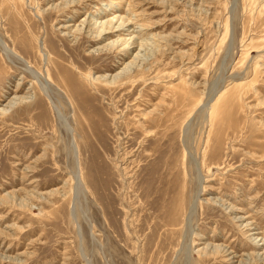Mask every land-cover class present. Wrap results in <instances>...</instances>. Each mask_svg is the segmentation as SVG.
I'll list each match as a JSON object with an SVG mask.
<instances>
[{
    "label": "rangeland",
    "instance_id": "obj_1",
    "mask_svg": "<svg viewBox=\"0 0 264 264\" xmlns=\"http://www.w3.org/2000/svg\"><path fill=\"white\" fill-rule=\"evenodd\" d=\"M22 1L27 17L17 11L20 24L12 26L18 46L7 42L15 36L0 28L9 53L25 57L10 60L1 52L0 264H264V0H256L253 11L243 9V0H71L83 5L62 18L66 22L60 18L50 25L57 53H48L37 12L68 0L35 7ZM116 15L133 21L126 30L140 34L104 36L100 23ZM227 15L230 27L223 37ZM34 17L35 32L26 34ZM66 24L73 25L70 34L60 28ZM128 39L136 48L113 58ZM62 40L73 48L72 57H61ZM28 43L41 48L44 62L29 58ZM20 63L32 72L50 67L54 81L43 95L62 98L65 106L55 105L60 120L37 88L30 92L34 80H23L22 70H14ZM123 74L135 84L127 79L109 92L108 83ZM91 75L95 87L88 84ZM21 83L23 90L15 95ZM15 97L30 99L8 108ZM35 99L38 104H29ZM95 108L108 117L112 150L104 153L106 142L101 147L94 136L91 144L79 136V148L89 144L116 170H126L120 187L109 194L93 176L104 168L88 164L94 153L79 156L75 141V162L83 175L80 187L74 186L72 152L65 146V127L77 124L72 116L96 119ZM138 130L142 133L130 146ZM169 132H174L170 140ZM163 139L171 152L146 167L145 156ZM118 152L128 166L121 165ZM167 164L179 171L173 190L166 193L160 184L149 190ZM110 197L118 198L113 220ZM207 252L209 262L202 258Z\"/></svg>",
    "mask_w": 264,
    "mask_h": 264
},
{
    "label": "bare ground",
    "instance_id": "obj_2",
    "mask_svg": "<svg viewBox=\"0 0 264 264\" xmlns=\"http://www.w3.org/2000/svg\"><path fill=\"white\" fill-rule=\"evenodd\" d=\"M28 1H30L31 5L35 7V6H39L40 3H42V2H44L46 0H28ZM67 2L68 3H65V2L62 3L64 5L63 7L61 6L62 5L61 4L59 7L56 6V8L54 10L51 8V11H47L46 13H38L37 12V14H38L37 15L38 16L37 18H40V21H42L41 23L44 26V33L46 34V37H47L45 39V44H49V47H50V50L48 51V53L49 52L50 53L51 52L52 53H57L58 52V48H56L53 45V40H56L55 39L56 36L54 34L50 33V31H49V29L51 28L50 25H52L54 22L56 23L57 20L60 19V18H61V21L62 22H66L65 19H62V18H70V17H67V16L69 14H73L72 9L74 7L80 6V4L83 5V3H80V2L75 3V4H72L73 1H71V0L70 1L68 0ZM251 5H253L254 8H255L256 0H243V9L244 10H245V8L247 6H249V9H251L252 8ZM24 6L25 5H23V1L22 0H0V21H1V23H3V26L1 25L0 28L4 29V31L6 32V34L10 32L11 34H13L15 36L13 38V40H11L9 38L7 39V42L9 41V43H11L13 46H18L19 41L17 40V37L19 38V36H18V33L16 32V29L12 30V26L14 27V24L15 25L16 24H20L19 17H20L21 14L18 15L17 14V11L22 12V10L24 9ZM254 8H252V11H253ZM247 12H249V10ZM24 15L26 16V14H24V13H23V15H21V17L23 19L25 18ZM259 15H261V12L259 13ZM117 17H118V15L114 16V18H112V19H108V21L106 20V22L100 23V25H99L98 28L103 29L101 31V33L104 32V36L105 35H108V36H113V37L114 36L120 37V35L124 34L125 32H129L128 34L131 35V38H133V37H136V36H133V33L134 32H137V33L139 32L138 35L140 34V31H138V30H136V31L135 30H132V31L126 30V27L127 26H131V24H133L132 23L133 21H131L130 19H123V17H119V19L116 20ZM72 19H74V17H72ZM28 22L30 23L29 25H27L28 28H29V32L26 29V34L27 33L33 34L35 32V30L33 29V26L37 23V21H35V17H34V20H32V19L30 20L29 19ZM109 23H110V25L107 26V24H109ZM85 24H86V22H85ZM94 24L96 25L97 22H95ZM71 26H73V25L66 24V26H63L62 25L60 28H62L63 30L64 29L68 30L69 31V34H70L71 33V31H70L71 30ZM83 26H84V24H83ZM105 26H107V27H105ZM229 27H230V19H229V16H228L226 18L225 24H224V28L225 29L223 31L224 32L223 33V37L229 31ZM245 31L246 30H242V42H244V39L246 37L245 36V34H246ZM97 33H98V31H97ZM64 36H68V35H63L62 37H64ZM20 38L22 40H25V35L20 36ZM84 39H85V37L83 35L81 37V39H80V41H81L80 44L83 43ZM98 40H100V39H97V41ZM61 42H62L63 48L65 49V52H66V53H60L61 54V57L63 59L72 57L73 48L70 47L69 45H66L65 40H62ZM0 43H1V46H0V68H4L5 67V65L3 63L5 57H3V55H2L1 52L5 53V56L8 59H10V60H11V58H14L16 60L19 59L20 57L25 58L22 55L18 54L16 51H12V52H15L14 53L15 56L12 55V52L10 54L9 53L10 52L9 47L7 48L6 45L4 44V42H2V40L0 41ZM115 43H117V41H115ZM134 44L137 45V42H133L130 45L129 39L128 40H122L120 46H123V49L121 51H117V52L115 51L114 52V55H113V58L116 57V56H119L118 54H122L121 52H124V51L126 53L124 55L127 56L130 53L129 52L130 50L132 51V50H134V48H136V45H134ZM109 45H111V44H109ZM145 45H146V43H145ZM141 46H143V43H141ZM27 49H28V56H29V58L31 57L35 61V64H37L39 62L42 63V62L45 61L44 56H43V53H42L40 47H39V50L36 51L35 50V47L31 43H28L27 44ZM135 58H136L135 61L139 60V58H140L139 57V53H137L135 55ZM16 60H14L13 63L14 62L16 63ZM23 61L27 62L28 65L31 66V62L29 61V59L23 60ZM48 61L49 60L47 59V65H48ZM11 63H12V61H11ZM17 63H18V61H17ZM20 65L22 66V68H21V66L20 67L19 66L17 67V66L14 65L15 66L14 70H16V71H21L22 70V72L24 74L23 80H26L29 77H31L32 80H34V82H32V86L30 88V92H32L33 90H35L37 88L39 90V92L42 94L43 98L46 99L49 104H51V106H52L51 109L53 110V112L55 114V120L56 121L60 120V111H59V108L57 106H55V105L57 104L59 106V103L61 102L62 105L65 106L64 105V102L62 101V98L61 99L59 98V100H58V99L52 97V95L50 94V92H49V95L48 94L47 95H43V91L46 92L47 89H48V81L51 82V83H52V81H54V79L52 77V74L50 72V67L47 66L45 70L39 69V70H36L37 72H34V71L32 72L31 67L26 66V65H23V63H20ZM140 75H142V74H140ZM117 76H119V75H117ZM127 79H129V78H127V75L126 74H123L121 78H115L114 77L112 79L113 82H109L108 83V85H109L108 86V91L114 93V91L120 89L121 87H123L125 85V83H123V82L125 80L128 81ZM87 81H88V84H90L91 86L95 87V81H96V79L92 75L90 76V78H88ZM128 82H131L132 84L133 83L135 84L134 78H132V79L130 78ZM240 85H242V84L241 83H238V86L239 87H240ZM23 87H24V84L23 83H21L20 85H18L17 88H16V90H15L16 92H14L15 95H17L19 92H22ZM30 92H29V94H30ZM34 94H36V93L34 92ZM74 96L81 97L83 95L81 93L75 92ZM183 96L180 97V99H181L180 102L183 101ZM65 98L66 99H69L67 95H65ZM27 99H30V98H26V99L23 98L22 99V98H16L15 97V98H13V100H11L8 103L7 107L8 108L16 109L18 106H20L21 104H23V102L25 100H27ZM30 103H31V105H35L36 103L38 104V102H37L36 99L34 101H30L29 104ZM95 109H96L97 112H99V110H97V108H95ZM46 118H47L46 114L45 113H41V116L39 117V119L42 122H45ZM72 119H73V121L75 119L76 122H77V124L73 128H70L69 126H66L65 127V130H66L67 135H68L67 136V140L65 141V143H66L65 146H67V147H69V149H71L72 159H73V163H72V175H73L72 176V182H73L74 186L76 184V186H79L80 187V185H81L80 184V177L82 178V175H83V174L80 173V167L78 168L76 166V162H75V160H76L75 159L76 152H75V149H74V144L76 143L77 150L80 153L79 156L80 155H83L84 153H94L95 154V156H90V161L88 162V164L92 165L94 168H104V171H99L98 170L97 171V174H94L93 176L95 178H97V180L100 181V183H99V189L100 188L105 189L106 190V193L109 194L110 193V190H112L115 187V185H117V186L120 187L121 184H119V182H123L122 180H124V177H126V170L125 169H121V170H123V172H121L120 169L119 170H116L113 167V165H110L108 161H105L104 155L100 154L99 151H96L95 152L94 149L92 147H90L91 145H89V144L92 143L91 137L94 136L97 140L100 141V146L101 147H103V143L106 142V146L103 147L104 153L105 152L106 153L107 152H109V153L111 152L112 147H111V145L109 143L110 130H109V127L107 126V123L109 121L108 120V117H107V115H105V112H104V113H100L99 114V117L96 118V119L89 118V119L84 120L81 117H79L78 115L76 116L75 114H74V116H72ZM91 127L94 128V131H92V132L90 131ZM182 127H183V123L181 125V128ZM99 128H102V129L100 130ZM72 129H73V133H74L73 135H72ZM117 129H119V128H117ZM141 133H142L141 130L135 131L132 134L133 137L128 141L127 144H129L130 146H133V144L135 143V140L138 139V137L140 136ZM168 135H169L168 136V139L170 140L171 138L174 137L173 136L174 135V132H169ZM79 136L85 138L88 141H90V143L87 144V145L81 146V148H79V142H80ZM168 139L156 140L155 141L156 142V145H155L156 147L155 148H152V150H151L152 153L151 154H149L148 156H145L146 160H148V164L146 165V167H148L149 165H152L154 162L156 163L157 159L159 157H161L164 153L171 152L170 150H172V148L167 147L165 145V142H167ZM165 140H167V141H165ZM74 141H75V143H74ZM150 141H152V139H150ZM183 146H184V150H183V152H184L183 160L185 161L186 158H187L186 152H185V150H186L185 149V144H183ZM173 155H174L175 158L172 157V156L171 157L174 158L176 162H178L179 155L177 153L176 154L174 153ZM117 157L121 159V165L122 164H126L128 166V158L127 157L122 158L119 155V152H118V156ZM140 157H142V155H140ZM115 159H117V158H115ZM172 163H169V164H172ZM172 166L173 165H171V167H170L167 164L164 171L158 172L159 173V177L157 176V178L155 179V181H157L159 178L161 179V181L160 182L157 181L158 183H155V185L154 184H150L149 190L153 191L155 189V186L157 184L162 185V187L165 188L163 191H165L166 193H168L169 192L168 190H170V189L173 190L172 181H175V182H176V180L178 181L179 171L176 169V167L173 169ZM183 169H185V168H183ZM117 177L121 179L118 182L116 181V178ZM77 192L78 193H82V190L81 189H77ZM157 192H158V190H157ZM159 198H160V195L157 198L155 197L154 198V202L158 201ZM115 200H118V198L113 199L112 197H110L111 207H110L108 213H109L110 216H112V220H113V214L115 212H117L119 214V209H117V208L114 207V201ZM156 208H158V207H154V209H156ZM179 211H181V210L180 209H178V210L175 209V213H177V215H180V212ZM189 247H190L189 245H187L186 247H184L186 249L187 254L189 252ZM254 247L257 248L258 245H255ZM186 252H185V254H186ZM202 258H203V261H205V262H209L211 260L210 259V255H209L208 252ZM258 260L259 259L257 258V261ZM259 262H260V260H259Z\"/></svg>",
    "mask_w": 264,
    "mask_h": 264
}]
</instances>
